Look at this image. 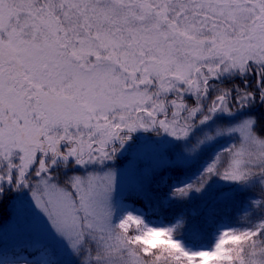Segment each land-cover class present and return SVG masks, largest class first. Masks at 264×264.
<instances>
[{"label":"snow or ice","instance_id":"1","mask_svg":"<svg viewBox=\"0 0 264 264\" xmlns=\"http://www.w3.org/2000/svg\"><path fill=\"white\" fill-rule=\"evenodd\" d=\"M9 220L0 264H264V0H0Z\"/></svg>","mask_w":264,"mask_h":264},{"label":"rangeland","instance_id":"2","mask_svg":"<svg viewBox=\"0 0 264 264\" xmlns=\"http://www.w3.org/2000/svg\"><path fill=\"white\" fill-rule=\"evenodd\" d=\"M162 159H163L162 155L157 154L156 156L149 157L146 163L149 165H154L158 162H161ZM19 243H20V236L17 230L15 229L13 222L9 220L6 227H0V246H2L3 249L7 252L12 248L14 249L15 246L18 245ZM7 254L11 256L12 252Z\"/></svg>","mask_w":264,"mask_h":264},{"label":"trees","instance_id":"3","mask_svg":"<svg viewBox=\"0 0 264 264\" xmlns=\"http://www.w3.org/2000/svg\"><path fill=\"white\" fill-rule=\"evenodd\" d=\"M5 203H7V201H5ZM13 250L14 249L12 248V249L8 250L7 253L13 252Z\"/></svg>","mask_w":264,"mask_h":264}]
</instances>
